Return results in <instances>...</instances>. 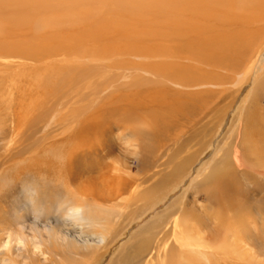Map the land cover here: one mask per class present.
<instances>
[{
	"label": "bare ground",
	"instance_id": "bare-ground-1",
	"mask_svg": "<svg viewBox=\"0 0 264 264\" xmlns=\"http://www.w3.org/2000/svg\"><path fill=\"white\" fill-rule=\"evenodd\" d=\"M108 8L110 11L106 10ZM123 17L127 33H134V36L126 35L124 24H119L125 22L118 21ZM101 24L105 26L101 27ZM87 51L109 53L104 59L111 57V62L102 66L123 70L116 73L118 79L128 77L126 73L131 70L145 80L141 84L146 82L150 85L147 90L151 97L149 103L160 108H148L145 109L148 112L143 113L155 120L156 117L172 118L185 114L196 101L197 104L202 102L206 108L210 98L227 90L228 84H241L243 80L252 82L255 110L258 103L255 101L261 94L255 89L259 84L256 77L263 72L264 66V0H0V55L7 53L0 59V149L5 150V153H0V188L10 185L0 194V225L4 226L0 230L7 233L5 240L0 241L2 259H5L4 251L10 248L3 247L9 230L12 241L13 237L16 241H23L25 219L36 221L29 227L35 234L39 232L38 235L42 236L45 231L49 238H53L56 230L53 224L46 223L40 228L37 223L50 219L53 213H63L61 218L80 231L68 244L69 251L75 254L87 249L96 253L103 251L100 258L111 245L124 237V228L116 227L124 207L123 210L120 204L119 207L118 204L108 207L100 202L96 191L77 190L73 184L80 178L76 169L84 165L80 152H90L91 155L97 151L98 141L91 137L100 135L98 128L109 119H117L116 124L133 128L135 134L127 136L126 140H146L145 133L137 129L136 116L132 113L136 112L142 100H135L137 102L132 108L125 105L123 110L111 107L113 111L98 112L100 115L92 117L95 127L92 124L91 128L68 133L64 129L68 122V114L64 113L68 97L64 91L69 83L67 71L69 66H82L81 58ZM62 54L76 56L78 63H68ZM117 78L110 77L113 82ZM53 93L55 96L51 97ZM152 94L159 96L155 98ZM102 107H99L101 111ZM143 113L138 115L143 118ZM52 114L53 118L56 115L58 118L52 120ZM253 119L258 121V116ZM53 126L58 129L51 130ZM13 138H17L14 146L10 142ZM26 140L28 142L23 146ZM139 147L146 148L140 144ZM247 156L249 159L243 153V157L236 158L235 162L244 167L243 175L252 173L249 179L253 182L247 183L254 184L253 190L245 189L244 183L236 177L237 172L231 167L228 154L214 166L210 160L212 163L202 171L197 170L193 178L195 182L209 169L205 177L208 178L206 186H200L198 191L203 189L205 198L216 205L206 217L215 220V228L208 229L203 219H199L192 210L182 208V212H175L177 198L165 210L166 213L158 214L164 215L150 227L140 230L129 242L118 246V251L122 253L128 249L127 246L130 248L138 241L133 259L142 257L149 246L155 248V256L148 264H256L252 256L264 255V200H252L246 193L264 192V186L258 184L256 177H264V154L259 150L256 157ZM12 158L18 160L8 164ZM114 169L120 170L118 167ZM134 183L120 181L108 200L129 191L135 199L147 197L146 193L133 190ZM124 206H127V201ZM7 207L20 212L16 223L13 220L3 223L6 217L2 211L9 214ZM250 207L252 210L248 209ZM250 212L252 216L247 215ZM139 216L129 223L137 222ZM250 218L256 227L250 228ZM14 224L19 225L15 231ZM154 229L155 232L152 231ZM145 233L148 234L144 236ZM60 238L66 242L68 236L61 234ZM130 260L132 257L129 255H122L117 264H128Z\"/></svg>",
	"mask_w": 264,
	"mask_h": 264
},
{
	"label": "rangeland",
	"instance_id": "rangeland-1",
	"mask_svg": "<svg viewBox=\"0 0 264 264\" xmlns=\"http://www.w3.org/2000/svg\"><path fill=\"white\" fill-rule=\"evenodd\" d=\"M106 10L110 11V8ZM118 21H125L119 23L120 25L126 23L125 17L118 19ZM100 26L104 27L105 25L101 24ZM124 26L125 24L122 25V27L125 29ZM124 32H126V35L128 34L134 36V33H127V28ZM6 54H1L0 59L2 57H6ZM108 55L109 53L106 54V51L105 53H93L87 51L83 59L81 58L82 66L84 64V66L86 65L85 67L75 65L74 67L69 66V69L67 71L69 83L66 87H64V91L68 93V97L66 99L67 106L65 107L66 109H64V113L67 112L68 114V122L66 123L67 126H65L64 129L68 133H71L74 131L77 132L79 130L82 131L83 129L91 128L92 124L95 127L94 123L92 122V117L94 115H100L97 114L98 112L101 113L106 110L113 111L115 107L118 110H123V106H127L126 108H132L137 102L135 100H142L140 106H138L139 109H135L136 112H132L133 110L130 111L136 116L135 121L137 129L139 128L138 130H142L145 133L147 137L146 140H137V138L135 137V139L131 138V141L126 140L128 139L127 136L135 134V131H132L133 128L129 125H118L116 124L117 119L108 118L109 122H105V124L99 127V130H97L101 131V134L96 135V137H91L92 140L98 141H96L98 143V146L97 151L94 152L95 154L91 153L90 155V152H80V159L83 161L84 165L81 167V169H76L75 172L77 173V175H80V178L78 177V179L75 180L76 183L73 184V187L74 185H76V187L74 188H77V190L91 189L93 190V192L96 191V195L100 197V202L107 205L108 207L112 205L115 206L117 204L118 207L119 204L121 205L122 210V207H124L120 223H118L116 226L118 229L122 227L124 228V237L119 238L113 245H111L109 249H107L104 255L102 254L103 256H101L100 258V252L103 251L96 253V251L93 252L90 249H87L81 250L77 254H75L76 252L69 251L70 246L68 244H71L73 242L71 240L74 238V236H78L80 234V231L78 230V228H75L71 224H69L70 222H67V220L61 218L63 213H53L50 219H46V221L39 220L37 222L38 227L40 228H43L46 223L53 224L56 227L55 232H53V238H49L45 231H43L42 233L44 235L40 236L38 235L39 232L38 234H35L33 230H30L29 227L32 226V222L35 220L33 218H29L27 219V221L26 219L23 221L25 224V236L22 243H16V240L13 237L12 246L8 251H4L5 259H2V257L0 258V260H3L5 262V264H86V261L88 264H115L114 262H116L117 264L122 260V255H129L130 257H132V260H130L128 264H148L149 262H151V260H153V257L155 256V248L153 245L147 248L142 257H136L135 259H133V257L134 252L138 248V241L133 246H130V248L129 246H127L128 249L122 250V253H120L121 250L118 251V246L124 245L129 242L135 235H137V233L140 232V230L150 227L151 223L153 224V222L160 218L161 215H164L158 214L166 213L165 210L171 205L172 201L174 202V200H176L177 198H179L180 200L177 199V202L174 203L175 212H182L184 209H188L189 211L192 210V212H194L199 219H203L208 229L215 228L217 224L215 223V220H209V218L206 217H208V214L216 205L213 204V202L208 198H205V191L202 192L203 189L201 191H198L201 188L200 186H206V181L208 178L205 177L207 175L206 173L209 172V169L208 172L203 175L204 177H198V180H196L195 182L193 181V178H195V176L197 175V170H204L203 168L208 164H211L212 162V165H215L220 160V158L225 156L226 154H228L230 157L231 167L237 172L236 177H238L239 181L242 184L244 183L243 186H245V189L253 190L254 184H248L249 182H253V179H249L252 176V173L249 176H247L246 174L243 175L242 173L245 172L244 167L239 166L238 162L235 161H237L236 158L243 157V153L246 155V159H249L247 155L253 158L256 152L259 150L261 151L262 155L264 154V66L263 72L260 73V76H257L259 78L256 77V82L259 81V84L255 89L261 94L259 100L255 101L258 102L256 104L257 106L255 110H253V105H255V92H253L254 87H252L251 89L252 82L250 84V80L247 83L245 82L248 80H243L241 84H228L227 90L225 89L226 92L223 91L222 93L214 95L212 98H210V100L208 101V108H204L203 106L205 105L202 102H199L197 104L196 101L194 102V104H192L193 106L189 107V111H187L185 114L172 116V118L170 117V115V118L156 117L155 120L151 117L146 116L145 114L146 112H148V108L149 110L152 109V107L153 109H155L156 107L158 109L160 108L159 106H155L153 104L152 106L151 103H149L151 100V97H149V93L147 91L149 84L145 82L142 83V85L141 82H144L145 80L143 81L141 77H138L137 72L134 73V71L131 70L130 72L127 71L126 73L129 74L128 77L118 79L115 76L116 73H121L123 72V70H111L102 66L103 63L106 64L111 62V57H108V60L104 59V56L106 57ZM61 57L63 59H67L68 63H74L77 60L76 56H72L69 54H62ZM76 63H78V61ZM131 75L133 77H130ZM112 76L115 79L117 78L118 80L113 82V79H110V77ZM135 81H139L137 82L138 84ZM106 82L108 83L109 87ZM103 83H106L107 86L103 85ZM137 86L143 88L138 87L139 90H137ZM238 87H241V89L239 91H236ZM98 88H100V90H98ZM131 92H134V94H131ZM140 92H142L141 96ZM154 94H152V97L158 95ZM54 96V93L51 94V97ZM120 96L124 98L122 99ZM107 97L109 99H107ZM131 100L133 102L132 104ZM128 102H130V104ZM147 104H149L150 106ZM55 105L56 103H54L53 106ZM100 105L101 107L103 106L102 111L99 108ZM111 107H113V109H111ZM204 109L208 110L206 111ZM138 111L139 113L145 112L143 113L145 116H142L143 118H141V116L138 115ZM160 111L163 112L162 110ZM189 112L191 115L189 114ZM255 115L258 116V121L253 119ZM50 116L52 120L58 118V115H56L55 118H53V114ZM185 116H187V118H185ZM53 124L55 125V123ZM56 129H58V127H51V130L53 131H56ZM244 132L247 133L245 134ZM9 137H11V135ZM16 139L17 138H13L10 140L13 146L15 145V143L13 142H15ZM24 139L25 137L23 138V140ZM27 142L28 141L26 140L23 143V146L26 145ZM99 143H101V146L99 145ZM102 144L104 145L102 146ZM139 144L140 146L142 145L144 148H146L140 149L142 147H139ZM247 147H250V150H252L250 154V150H248L247 152ZM254 147L257 148V151ZM135 150L136 152H138V154L136 155H134ZM3 152L5 153V150L4 148H1L0 153L2 154ZM8 156L9 155L7 154L6 157ZM3 158L4 156H2V159ZM14 159L15 158H12L11 162H9L8 164H12L15 162V160H18V158H16L15 160ZM210 160L213 161L211 162ZM114 167H118L120 170L115 171L116 169H114ZM256 177L258 179V184H261L263 187L264 177L260 175ZM120 181H134L135 183L133 186V190L138 189L139 193L144 195L147 194V197L142 198L143 200L138 198L135 199L131 195L132 192L129 191L121 194L117 198L114 197L115 199L113 200H108L111 194L115 193L114 191L117 189ZM195 183L198 185H196ZM256 193H251V191H249V193H246V196L248 198L251 197L252 200H264L263 191ZM242 196L244 198H247L244 195H241V197ZM126 201L127 206H124ZM144 205L147 206L143 207ZM248 209L252 210L251 207ZM7 210H10V207H7ZM13 211L14 209H11L8 212L9 214H6L4 210L2 211V214L6 217L3 219V223L5 222V220H13L12 222L16 223L18 214L20 212L17 213ZM197 211L199 212V214ZM138 215H140V219L137 222L133 224L129 223ZM247 215L252 216L253 213L250 212ZM248 218L249 217L247 216V219ZM248 222L250 228L256 227V225L251 222V218L248 220ZM63 224L65 225L62 226ZM15 226L13 227L14 231L19 225ZM3 227L0 225V229ZM40 228L39 230H41ZM152 231L155 232V229ZM5 232L6 231L0 230V241H2L3 239L5 240V238L7 237V233ZM58 232L60 234H58ZM61 234H67L68 242L67 240L65 242V240H62V238H60ZM147 234L148 233H145L144 236ZM144 236L142 237V239L144 238ZM54 242L55 244L53 245ZM133 243L134 242H132L131 244ZM169 244L171 245L173 244V242H169ZM35 246H39V248ZM258 249L260 250L261 248L258 247ZM252 257L257 261L256 264H264V255H261L258 258L256 256ZM111 258H113L114 260L109 263ZM95 261H97V263Z\"/></svg>",
	"mask_w": 264,
	"mask_h": 264
},
{
	"label": "clouds",
	"instance_id": "clouds-1",
	"mask_svg": "<svg viewBox=\"0 0 264 264\" xmlns=\"http://www.w3.org/2000/svg\"><path fill=\"white\" fill-rule=\"evenodd\" d=\"M8 187L0 188V194H3L8 189ZM12 243L13 242H12V239H11V230H9V237L6 239L5 244L3 245V247L5 249H7V248L12 246ZM16 243L19 244V243H22V241L18 240V241H16ZM0 264H5V262L3 260H0Z\"/></svg>",
	"mask_w": 264,
	"mask_h": 264
}]
</instances>
